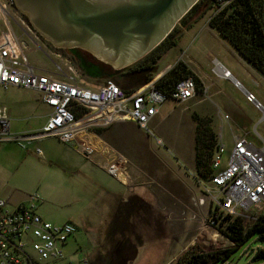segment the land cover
Returning <instances> with one entry per match:
<instances>
[{"label": "rangeland", "instance_id": "374dc122", "mask_svg": "<svg viewBox=\"0 0 264 264\" xmlns=\"http://www.w3.org/2000/svg\"><path fill=\"white\" fill-rule=\"evenodd\" d=\"M206 2L212 8L195 22L199 23L198 27L181 39L178 47L183 52L179 48L174 49L169 58L177 54L187 60L194 55L206 74L209 87L202 89L200 84L199 88L207 93L185 104L169 102L164 105L161 114L151 124L155 134L162 139V146L132 122L114 123L98 131L112 148L127 158L124 172L130 179L126 185L78 153L72 145L57 138L41 139L26 149L16 142H0V198L7 202L10 209H15L13 201L27 202L30 194H39L42 201L37 212L40 215L52 223L72 222L81 230L76 240L68 244L67 251L78 250L76 255L89 257L93 264H181L192 249L197 252L223 251L231 246V242L210 224L216 209L193 176L196 173V135L200 120H205L213 129L212 119L206 114L210 115L217 142L222 134V142L227 144L221 158L224 166L230 138L233 141L226 124L228 120L224 117L230 113L224 98H229L251 117V138L258 148H264V121H260L262 113L246 100L244 93L234 84L218 80L216 85H210L211 78L217 80L213 68L215 61H219L264 107V79L219 32L207 28L210 18L217 13L213 0ZM9 9L32 31L37 45L33 44L28 54L31 64L40 72L52 71L55 56L50 52L54 47L32 28L27 17L15 5H9ZM190 17L187 15L180 20L176 30H181L184 23L188 24L192 20ZM203 24L207 27L200 32ZM5 30L6 26L0 19V34ZM214 56L217 59H213ZM165 65L161 64L156 72ZM82 81L89 87L115 82L89 78H82ZM136 81L133 88L138 85ZM216 89L221 93L211 95ZM40 100L39 94L33 90L15 86L4 89L0 86V104L11 111V124L15 131L36 130L44 125L46 109ZM200 100L204 101L196 104ZM36 147L42 151L41 156L35 153ZM131 188L135 193L127 204L121 205L122 194L128 195ZM112 189L117 194L109 195ZM137 192L143 198L136 195ZM110 202L112 216L106 225ZM117 207L130 215L128 219L121 220L118 230L112 231L113 211ZM122 231L125 237L121 236ZM112 238L130 254L136 250L135 258H128L126 253H122V247L112 246ZM122 238L126 240L122 241ZM257 251H264V240L259 239L258 233L236 249L226 263L264 264V257L254 259Z\"/></svg>", "mask_w": 264, "mask_h": 264}, {"label": "built area", "instance_id": "2783aa9c", "mask_svg": "<svg viewBox=\"0 0 264 264\" xmlns=\"http://www.w3.org/2000/svg\"><path fill=\"white\" fill-rule=\"evenodd\" d=\"M232 1L214 0L215 12L222 11ZM11 4L12 0H0V19L6 26L0 34V86L35 91L50 111L41 128L12 132L11 119L0 106V142H16L26 149L41 139L57 138L121 180L125 177L124 168L128 160L98 131L114 123L132 122L162 146L163 141L151 124L161 114L164 105L169 102L185 104L207 93L206 90L201 92L196 80L190 76L182 79L171 91L157 86L160 77L152 78L131 91L110 81L99 87H89L83 83V77L69 55L58 48L50 52L55 56V60L51 59L55 66L53 70L40 72L28 56L30 46L37 45L32 31L10 11ZM215 72L232 81L244 93L246 100L262 113L264 120L263 105L233 77L228 68L215 61ZM35 153L42 155L38 147ZM224 154L221 134L211 158L212 174L205 179L193 174L216 209L210 220L212 227L216 228L225 217L258 220L264 216V149L256 147L246 136L233 134V146L222 166ZM41 201V196L33 193L27 202L10 209L0 198V264H90L89 257L75 254L78 250L70 252L66 249L77 226L72 222L59 224L46 220L37 212Z\"/></svg>", "mask_w": 264, "mask_h": 264}, {"label": "water", "instance_id": "95a60500", "mask_svg": "<svg viewBox=\"0 0 264 264\" xmlns=\"http://www.w3.org/2000/svg\"><path fill=\"white\" fill-rule=\"evenodd\" d=\"M199 0H13L58 49H83L117 70L155 49ZM98 78L101 70L90 65ZM136 250L130 258H135ZM215 264V263H214Z\"/></svg>", "mask_w": 264, "mask_h": 264}, {"label": "trees", "instance_id": "16d2710c", "mask_svg": "<svg viewBox=\"0 0 264 264\" xmlns=\"http://www.w3.org/2000/svg\"><path fill=\"white\" fill-rule=\"evenodd\" d=\"M210 8L212 6L207 4L206 0H199L182 18L188 15L192 20L188 24L184 23L181 30H176L175 27L143 60L131 65L123 81L117 84L124 90L131 91L151 80L157 61L169 47L176 44L181 31L192 26ZM209 27L219 32L238 54L264 77V0H233L229 6L211 18ZM189 76L200 86L196 75L182 61H178L158 80L157 86L164 91H171L182 79ZM135 81L138 85L133 88ZM200 122L195 143V175L205 179L212 174L211 158L217 145V134L205 120ZM247 220L223 218L217 229L231 242V246L223 251L197 252L192 249L185 255L181 264H222L254 234L258 233L259 239L264 240V216H260L258 220ZM261 257H264V251H257L254 259Z\"/></svg>", "mask_w": 264, "mask_h": 264}, {"label": "crops", "instance_id": "0c3cea01", "mask_svg": "<svg viewBox=\"0 0 264 264\" xmlns=\"http://www.w3.org/2000/svg\"><path fill=\"white\" fill-rule=\"evenodd\" d=\"M199 22V21H198ZM198 25H199V23H194L192 26H190L189 28H187V29H183L182 30V34H181V37H180V39H178L177 40V42H176V44L175 45H173V46H171V47H169L164 53H163V55L159 58V60L157 61V63H156V69H155V72H156V70L159 68V66L161 65V64H163V63H165L166 65L162 68V69H160L158 72H156V73H154L153 74V78H157V77H162L164 74H166L178 61H182L185 65H187V67L196 75V77L198 78V80H199V82H200V84L202 85V89H209V87L207 86V84H206V74H205V72H204V70H203V68L201 67V65L198 63V61H197V59L194 57V55H192V56H189V58L187 59V60H185L184 58H179L180 56H177V54H175L173 57H170L169 58V56H171V53L173 52V50L174 49H177V48H179L178 46H179V44H180V42H181V39H183L184 37H185V35L186 34H188L190 31H192V30H194L196 27H198ZM206 24H203L202 26H201V28H200V32H202V30L205 28V27H207V26H205ZM207 28H209L211 31H214L215 33H216V30L215 29H213V28H210V27H207ZM216 35V34H215ZM199 37V36H198ZM198 39V38H197ZM196 39V40H197ZM195 40V41H196ZM223 43V42H222ZM179 49H181V48H179ZM209 49V48H208ZM210 50V49H209ZM181 52H183L182 51V49H181ZM209 54H210V56H213L212 55V53L209 51ZM240 56V55H239ZM213 59H217L216 58V56H214L213 57ZM213 59H212V62H213ZM251 66V65H250ZM252 67V66H251ZM227 68V67H226ZM253 68V67H252ZM254 69V68H253ZM213 71H214V73H215V68H213ZM254 71H255V69H254ZM256 72V71H255ZM232 73V72H231ZM257 73V72H256ZM216 74V73H215ZM260 77H262L263 79H264V77L262 76V75H260L259 73H257ZM232 75H233V73H232ZM216 79L217 80H215L214 78H211L210 80V85H216V83L218 82V80L219 81H221V82H225V83H231V84H233L232 83V81H229V80H226V79H223V78H221L220 76H218L217 74H216ZM233 77L236 79V80H238L239 82H240V80L237 78V76H234L233 75ZM122 81H120V82H118V83H121ZM241 83V82H240ZM200 89V88H199ZM201 90V89H200ZM221 93V90H219V89H216V91L215 92H213L211 95H216V94H220ZM201 96V95H200ZM41 99V98H40ZM193 99H195V98H193ZM41 101V100H40ZM204 100H200L199 102H197L196 104H198V103H201V102H203ZM224 102L225 103H227V109H228V111L230 112L229 114H226L224 117H226V116H228V118H227V120H228V122H226V124H227V126L229 127V129H230V132L232 133V139H233V134L234 135H236V136H246L247 137V139L250 141V142H252L254 145H255V141L251 138V127H252V125H253V123H252V120H251V117L247 114V113H245L244 111H242L239 107H238V105L235 103V102H233L231 99H229V98H224ZM41 103H42V105L44 106V108L46 109V114H45V116L44 117H46V115L49 113V111H50V109H49V107L48 106H46L42 101H41ZM0 106L2 107V108H4V110L6 111V113L9 115V117H10V119H11V122H12V113H11V111L6 107V106H4V105H1L0 104ZM206 114V113H205ZM207 116H209L211 119H212V127H213V129H214V126H213V118L210 116V115H208V114H206ZM226 119V118H225ZM260 121L262 122V121H264L263 120V117L261 116V118H260ZM11 122H10V128H11V131L12 132H20V131H15V130H13V128H12V124H11ZM214 131H215V129H214ZM225 146H227V144L225 143ZM231 146H233V141L231 140V138H230V140H229V147L231 148ZM256 146V145H255ZM257 147V146H256ZM264 149V148H263ZM125 177H126V179H125ZM125 177H124V179H121V180H119V179H117L120 183H122V185H126L128 182H129V177H128V175H127V173H125ZM116 179V178H115ZM202 190V189H201ZM130 192H129V194L128 195H123L122 194V198H121V205H125V204H127V202L129 201V199H131V197H132V193L134 194L135 192H133V190H132V188L129 190ZM109 193V195L110 194H117V192L114 190V189H112V191H109L108 192ZM119 193V192H118ZM136 195H139V196H141V194L139 193V192H137L136 193ZM142 197V196H141ZM143 198V197H142ZM14 202V204L16 205L15 206V208H17L19 205H21V204H24L26 201H13ZM148 202V201H147ZM111 206H112V203L110 202V207H109V209H108V213H107V218H108V220H106V225H108V223H110V217L112 216L111 215V210H112V208H111ZM114 212L115 211H113V214H114ZM121 231V230H120ZM120 234H121V236L122 237H125L124 235H125V233H124V231H122V232H120ZM120 240V239H119ZM122 241H124V240H126V239H124V238H122L121 239ZM116 242V243H115ZM116 244V246L117 247H119V243L117 242V240H115L114 238H112V246L113 245H115ZM128 258H130V257H128Z\"/></svg>", "mask_w": 264, "mask_h": 264}, {"label": "flooded vegetation", "instance_id": "af4514ba", "mask_svg": "<svg viewBox=\"0 0 264 264\" xmlns=\"http://www.w3.org/2000/svg\"><path fill=\"white\" fill-rule=\"evenodd\" d=\"M12 4L15 5L13 0H12ZM62 50L66 54H68L69 57L72 59V61L76 64V66L78 67V69L81 73V76L83 78H89L93 81H108V80H113L115 82L123 81L125 75L128 73V68L131 66L130 65V66L125 67L123 69L117 70L112 65L105 63L102 60H99L90 51L83 50L80 48L73 49V50H70V49H62ZM90 65H94L95 67H97L98 69L101 70V73H99L98 78H90L89 77V74H97V72H95L94 70L91 69ZM129 215L130 214L128 211L123 212V211H121L120 208L117 207V209L115 210V212L113 214L112 231L118 230L121 227V226L119 227V225H121V223H122L121 220L122 219L123 220L128 219ZM79 233H81V230L77 226V230H76L75 234L73 235V237L71 238L70 243L72 241L76 240ZM105 238H106V231H105ZM119 244H121V243H119ZM120 247H122V246H119L118 248H120ZM120 250L123 251L122 253H126L125 255L127 257H130L131 254L129 251L126 250V248L122 247ZM106 263H107V261H106ZM90 264H93V262L91 260H90Z\"/></svg>", "mask_w": 264, "mask_h": 264}]
</instances>
